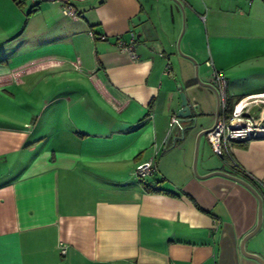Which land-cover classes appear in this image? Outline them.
Instances as JSON below:
<instances>
[{"label":"crops","instance_id":"1","mask_svg":"<svg viewBox=\"0 0 264 264\" xmlns=\"http://www.w3.org/2000/svg\"><path fill=\"white\" fill-rule=\"evenodd\" d=\"M63 1L0 0V264H260L239 249L256 196L193 170L216 98L177 40L184 22L180 50L199 79L210 81L209 60L229 107L257 97L256 115L264 0H70L75 17ZM131 30L134 57L115 45ZM180 91L198 124L183 138ZM210 150L202 135L199 175L223 170L261 196L244 248L264 258V136ZM150 159L152 173L136 176Z\"/></svg>","mask_w":264,"mask_h":264},{"label":"built area","instance_id":"2","mask_svg":"<svg viewBox=\"0 0 264 264\" xmlns=\"http://www.w3.org/2000/svg\"><path fill=\"white\" fill-rule=\"evenodd\" d=\"M31 4H36L42 0H28ZM250 1V0H248ZM61 11L64 15L75 17L77 12L75 6L70 0H64L61 5ZM89 35L94 38L92 31ZM97 37L104 39L105 35L99 34ZM136 43L135 32L131 30L127 40H124L120 34L115 35V45L121 50L134 54V45ZM206 64L212 68L210 82L217 89L219 94V107L221 114L217 124L212 130L206 133L207 139L213 152L222 157L227 151V143L230 141L246 140L248 138L264 136V109H261L256 115L251 112L254 103H257V97L241 98L236 100L232 105L230 112L227 114V97L225 93L226 80L224 75L216 70L212 62L206 61ZM262 98H259L261 100ZM178 121L177 116H173L169 121V133L172 131L175 123ZM154 162L146 160L138 163L134 168V174L139 177H145L152 173ZM61 252H65V247L61 246Z\"/></svg>","mask_w":264,"mask_h":264},{"label":"water","instance_id":"3","mask_svg":"<svg viewBox=\"0 0 264 264\" xmlns=\"http://www.w3.org/2000/svg\"><path fill=\"white\" fill-rule=\"evenodd\" d=\"M180 7L181 9V3L179 0H174ZM182 33V31H181ZM180 33V35H181ZM177 49L180 52V54H182L183 56L187 57L188 59H190L195 67H194V74H195V78L196 80L200 83L203 84L207 87H209L212 92L214 93V96L216 98V109H215V114H214V120L213 123L211 124V126L207 127V128H202L197 132L196 135V140H195V149H194V156H193V163H192V167L193 170L195 172V174L199 177H207L213 174H219L222 176H225L227 178H230L232 180H235L237 182H239L240 184L244 185L245 187H247L258 199V214H257V221L255 226L247 233H245L239 243V249L240 252L246 256L252 257L254 259H256L260 264H264V258H262L260 255L256 254V253H252V252H248L247 250H245L244 248V244L245 241L247 240V238H249L251 235H253L257 229L259 228L260 224H261V220H262V198L259 195V193L256 191V189L246 180H244L243 178L230 174L228 172H225L223 170H213L211 172H208L207 174L204 175H199L195 169L196 167V160H197V150H198V143H199V139L202 135H205L207 132H209L210 130H212L214 128V126L217 124L218 119H219V114H220V110H219V94L217 89L213 86V84L209 81V82H203L199 79L198 74H197V62L195 61V59L187 54H184L180 51L179 49V39L177 40ZM180 98H181V107L180 109L177 111V115L183 119H187L191 121V124H189L186 128L182 129V135L181 138L184 137V131L185 129H191V128H195L198 124H197V116L196 115H190V106L187 102L186 96L184 94L183 91L179 92Z\"/></svg>","mask_w":264,"mask_h":264},{"label":"rangeland","instance_id":"4","mask_svg":"<svg viewBox=\"0 0 264 264\" xmlns=\"http://www.w3.org/2000/svg\"><path fill=\"white\" fill-rule=\"evenodd\" d=\"M23 2L25 3V5H30V2H29L28 0H23ZM183 30H184V22H183V25L181 26L180 33H181V31H182V33H183ZM179 35H180V34H179ZM181 37H182V34L179 36V49H180V40H181ZM180 51H181V50H180ZM195 61L197 62L196 59H195ZM201 64H202V66H204L203 63H201ZM198 66H199V64H198V62H197V71H198ZM194 67H195V65H194ZM209 154H211L212 158H217V156H216L213 152H211V150L209 151ZM195 169H196V171H197V162H196V167H195Z\"/></svg>","mask_w":264,"mask_h":264},{"label":"trees","instance_id":"5","mask_svg":"<svg viewBox=\"0 0 264 264\" xmlns=\"http://www.w3.org/2000/svg\"><path fill=\"white\" fill-rule=\"evenodd\" d=\"M15 1H16V0H15ZM36 4H37V3H36ZM228 103H229V102L227 101V110L230 112V110H231L230 108H231V107H229V104H228Z\"/></svg>","mask_w":264,"mask_h":264}]
</instances>
